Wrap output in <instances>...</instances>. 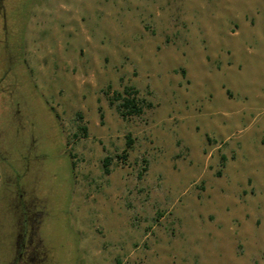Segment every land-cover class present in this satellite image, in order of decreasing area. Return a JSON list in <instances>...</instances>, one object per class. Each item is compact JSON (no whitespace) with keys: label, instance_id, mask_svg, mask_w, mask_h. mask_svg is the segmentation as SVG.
Returning a JSON list of instances; mask_svg holds the SVG:
<instances>
[{"label":"rangeland","instance_id":"1","mask_svg":"<svg viewBox=\"0 0 264 264\" xmlns=\"http://www.w3.org/2000/svg\"><path fill=\"white\" fill-rule=\"evenodd\" d=\"M263 250L264 0H0V264Z\"/></svg>","mask_w":264,"mask_h":264},{"label":"trees","instance_id":"2","mask_svg":"<svg viewBox=\"0 0 264 264\" xmlns=\"http://www.w3.org/2000/svg\"><path fill=\"white\" fill-rule=\"evenodd\" d=\"M119 103L116 107V112L121 118L138 117L142 113L143 105L140 100L136 98V92L130 88H124L122 95H118ZM84 131L83 128H80ZM106 163V160H104ZM264 255V250H263Z\"/></svg>","mask_w":264,"mask_h":264},{"label":"flooded vegetation","instance_id":"3","mask_svg":"<svg viewBox=\"0 0 264 264\" xmlns=\"http://www.w3.org/2000/svg\"><path fill=\"white\" fill-rule=\"evenodd\" d=\"M22 247L24 249V245H22ZM17 258L19 261H21V259H23V261H21V264H29V262H31V260L33 259V255L31 254V252L26 251L22 255L19 254Z\"/></svg>","mask_w":264,"mask_h":264}]
</instances>
